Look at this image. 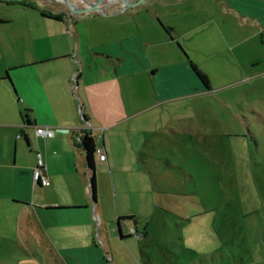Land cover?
I'll list each match as a JSON object with an SVG mask.
<instances>
[{
	"label": "crops",
	"instance_id": "obj_1",
	"mask_svg": "<svg viewBox=\"0 0 264 264\" xmlns=\"http://www.w3.org/2000/svg\"><path fill=\"white\" fill-rule=\"evenodd\" d=\"M207 5L212 7L207 21L151 15L149 29L136 19L133 34H125L124 25L119 37L115 30L103 29L102 41L93 29L66 31L65 12L45 16L39 11L24 16L27 24L18 26L0 15V245L16 243L27 261L42 264L120 261L116 243L125 247L135 236L131 229L139 232L138 211L142 204L150 211L153 197L150 189H124L125 170L120 168L131 172L139 167L133 155L139 151V158L146 159L140 151L149 149L159 118L171 116L173 104L199 94L178 45L189 51L192 44L183 41L215 21L222 41L212 40L213 45L225 44L237 59L246 54L245 62L259 69L256 75L264 74V0H209ZM5 6L18 5L0 1L1 10ZM107 6L106 13L117 12L122 4ZM169 6L179 12L186 6L203 10L206 1H173ZM96 13L85 17L87 25L99 20ZM47 19L61 29L46 31ZM79 40L84 44L78 45ZM24 112L31 124L24 123ZM171 126L165 121L160 130ZM38 127L54 129L55 136L37 135ZM86 133L107 157L101 161L95 154L94 171L81 145ZM39 154L44 179L35 182ZM115 174L119 190L110 203L101 184L102 179L114 182ZM128 221L135 225L124 232ZM143 232L148 235V228Z\"/></svg>",
	"mask_w": 264,
	"mask_h": 264
},
{
	"label": "rangeland",
	"instance_id": "obj_2",
	"mask_svg": "<svg viewBox=\"0 0 264 264\" xmlns=\"http://www.w3.org/2000/svg\"><path fill=\"white\" fill-rule=\"evenodd\" d=\"M7 1H16L18 6L0 8V15L15 20L16 26L27 24L26 15L61 11L67 19L66 31L93 29L101 41L105 39L99 35L103 29L115 30L114 37H119L124 25V33L133 34L136 19L143 29H149L151 15L194 21L212 16L209 0H199L206 1L203 10L186 6L181 12L169 5L197 0H144L126 13L97 12L94 17L99 20L87 25L89 18L85 17L94 12L72 10L66 0ZM69 1L85 7L89 0ZM102 17L114 19L117 25ZM153 21L160 28L159 19ZM44 23L46 31L61 29L51 20ZM216 24L204 26L196 38L187 37L183 44H192L189 51L178 45L180 53L208 75L210 88L191 69L199 94L168 108L172 117L159 118L157 129H164L165 121L172 126L152 135L150 150L140 151L146 159L139 158V151L134 153L139 167L131 172L126 170L130 167L120 168L125 170L121 174L124 189H150L153 197L150 211L144 204L138 211V234L125 247L116 243L121 256L117 264H264V74L256 75L259 69L245 62L246 54L237 59L225 44L213 45L212 40L222 41ZM83 42L79 40L78 45ZM118 181L116 174L114 182L102 179V191L110 203L114 190H119ZM134 225L128 221L124 232ZM146 228L148 235L144 236ZM11 245H0V264H42L27 261L22 248Z\"/></svg>",
	"mask_w": 264,
	"mask_h": 264
},
{
	"label": "trees",
	"instance_id": "obj_3",
	"mask_svg": "<svg viewBox=\"0 0 264 264\" xmlns=\"http://www.w3.org/2000/svg\"><path fill=\"white\" fill-rule=\"evenodd\" d=\"M12 3H16V1L12 2ZM42 14L45 15V16L51 15V13H48L46 11L45 12L42 11ZM51 16H53V15H51ZM55 18H59V17H55ZM186 56L188 58L189 65H190L192 71L195 72V74L198 76V78L205 84V87L207 89H209L210 88V79H209L208 75L205 72H203L197 66V64H195L193 61H191L189 59L188 55H186ZM22 116H23V120L25 121L24 123L26 125L31 124L32 120L29 117L27 112H24ZM81 145L85 149L86 156H87V161H88V164H89V168H90L91 171H94L95 170V154H96V149H97L94 137L91 134H89V133L84 134V136H83V138L81 140ZM91 179H92V183H93V187H94L95 186V176H94V174L92 175ZM126 219L130 220V219H133V217H126Z\"/></svg>",
	"mask_w": 264,
	"mask_h": 264
},
{
	"label": "water",
	"instance_id": "obj_4",
	"mask_svg": "<svg viewBox=\"0 0 264 264\" xmlns=\"http://www.w3.org/2000/svg\"><path fill=\"white\" fill-rule=\"evenodd\" d=\"M1 1H7V0H1ZM67 3L69 4V6L71 7V9L73 10V6L74 4L69 1V0H66ZM144 0H141V1H137V2H132V1H129V0H97L96 2H87V8L84 9V10H80V12L82 13H86V12H100L101 14H104V15H107L106 13V8H108L107 5L113 3V2H121L122 3V7L120 9H118L117 11V14L119 13H122L124 12L125 10L129 9L130 7H134V6H137L139 5L140 3H142ZM77 10V9H76ZM169 31L171 29H168ZM84 121H87L85 118H84ZM91 186H93V183L91 182ZM118 232L120 233V229H118Z\"/></svg>",
	"mask_w": 264,
	"mask_h": 264
},
{
	"label": "built area",
	"instance_id": "obj_5",
	"mask_svg": "<svg viewBox=\"0 0 264 264\" xmlns=\"http://www.w3.org/2000/svg\"><path fill=\"white\" fill-rule=\"evenodd\" d=\"M36 131H37V135L43 136L46 138H51V137L55 136V130L50 128V127H38L36 129ZM96 154L99 156V159L101 161H106L107 157H106V154L104 153L103 149L98 147L96 149ZM37 158H38V165H37L36 171L34 173V180H35V182H40L42 179H44V175H43L44 162H43L42 156L40 154L37 156ZM130 233L133 235L138 234L135 229H131Z\"/></svg>",
	"mask_w": 264,
	"mask_h": 264
},
{
	"label": "flooded vegetation",
	"instance_id": "obj_6",
	"mask_svg": "<svg viewBox=\"0 0 264 264\" xmlns=\"http://www.w3.org/2000/svg\"><path fill=\"white\" fill-rule=\"evenodd\" d=\"M1 1V0H0ZM117 1H119V0H117ZM3 2H6V3H12V2H15V1H3ZM63 3H65V1H62ZM87 2H91L90 0L89 1H85V3H86V5H87ZM94 2H96V1H94ZM73 3V2H72ZM74 4V3H73ZM74 9H80L81 11L82 10H84V9H86L88 6H85V7H81V6H76L75 4H74Z\"/></svg>",
	"mask_w": 264,
	"mask_h": 264
}]
</instances>
